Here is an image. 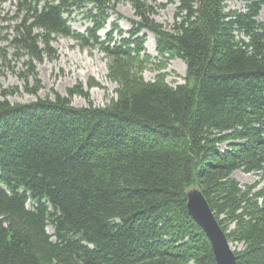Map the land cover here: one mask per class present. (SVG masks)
<instances>
[{"label": "trees", "instance_id": "1", "mask_svg": "<svg viewBox=\"0 0 264 264\" xmlns=\"http://www.w3.org/2000/svg\"><path fill=\"white\" fill-rule=\"evenodd\" d=\"M15 1L4 39L27 55L25 81H35L27 93L40 89L35 62L51 55L56 36L98 46L118 88L105 106H74V94L88 100L81 89L25 103L7 99L17 88L2 91L0 264H217L188 212L192 186L228 242L241 245L237 264H264V189L256 190L264 181V0H245L243 10L180 0L170 29L149 17L151 6L129 0L132 29L113 23L104 40L97 33L118 0ZM82 9L92 26L79 34L69 21ZM144 30L159 58L184 61L183 83L141 77L151 60ZM236 170L259 181L242 186Z\"/></svg>", "mask_w": 264, "mask_h": 264}, {"label": "rangeland", "instance_id": "2", "mask_svg": "<svg viewBox=\"0 0 264 264\" xmlns=\"http://www.w3.org/2000/svg\"><path fill=\"white\" fill-rule=\"evenodd\" d=\"M146 5L151 6L153 11L149 17L165 29H170L173 24L174 15L180 0H142ZM15 0H9L0 5V47L3 48L0 58V100L2 91L17 88L7 99L11 103H25L34 101L37 97L53 98L55 93L68 96L69 89H81L88 95V100L82 95L74 94L71 103L74 106H86L91 102L95 106H105L110 100L117 97L118 83L109 77V59L98 46H82L70 36H56L51 43L52 53L50 56L35 62L36 74L39 79L40 89L35 95L29 94L24 86L34 87L33 77H28L25 81L26 67L25 53L17 54L9 44L6 33L12 32V17L15 16ZM245 0H227L226 10H243ZM90 5H88V8ZM87 8V9H88ZM87 9L76 10L70 16V26L72 30L79 34H84L92 26V21L87 17ZM110 17L106 26L101 29L97 36L100 40L106 38V34L112 30V24L117 23L123 33L132 29L130 19H137L134 8L129 0H118L114 7V12L109 11ZM5 20H3V19ZM258 19L264 21V4L261 7ZM145 36V53L150 56V62L146 64L139 74L145 81H153L157 75L164 74L166 82L171 86H176L184 82L185 63L180 58L162 60L155 51V35L144 30L140 33ZM119 39L118 31L112 35ZM224 146V145H223ZM242 186L253 184L259 181V175L255 173H244L236 170L232 173ZM264 189V181L258 183L257 189ZM198 192L196 187H189L188 195ZM29 207L30 204H27ZM47 230L53 233L49 225ZM231 249L240 248V244L230 243Z\"/></svg>", "mask_w": 264, "mask_h": 264}, {"label": "water", "instance_id": "3", "mask_svg": "<svg viewBox=\"0 0 264 264\" xmlns=\"http://www.w3.org/2000/svg\"><path fill=\"white\" fill-rule=\"evenodd\" d=\"M187 208L189 214L207 235L217 264H237L235 254L224 231L221 229L209 204L199 190L189 195Z\"/></svg>", "mask_w": 264, "mask_h": 264}]
</instances>
